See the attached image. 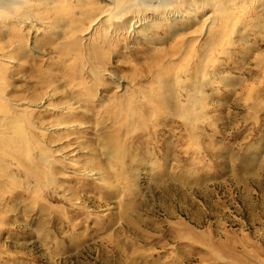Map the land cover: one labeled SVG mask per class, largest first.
<instances>
[{
	"label": "rangeland",
	"instance_id": "374dc122",
	"mask_svg": "<svg viewBox=\"0 0 264 264\" xmlns=\"http://www.w3.org/2000/svg\"><path fill=\"white\" fill-rule=\"evenodd\" d=\"M26 1L0 11V264H264V0L91 37L104 1Z\"/></svg>",
	"mask_w": 264,
	"mask_h": 264
},
{
	"label": "bare ground",
	"instance_id": "6f19581e",
	"mask_svg": "<svg viewBox=\"0 0 264 264\" xmlns=\"http://www.w3.org/2000/svg\"><path fill=\"white\" fill-rule=\"evenodd\" d=\"M101 1H104V7H105V8L103 7L104 9H101L97 4H94V6L93 4H89L88 6H84L82 8L79 7L77 11L78 14H86L84 9L86 7L91 8L93 6L91 10H93L94 13L88 19V24L86 29L87 31L86 34H90L89 35L90 37L95 36L97 33L98 35L101 34L104 29H106V31H109L110 34H116L118 32L122 33L126 31H132L134 28L138 26H142L143 23H145L146 25L147 19L149 18L145 16V13L148 11L152 12L154 16H156L163 22L167 20L173 21L174 18H179V19L183 17L190 18L191 16H195V12L197 10L200 11L204 10V6L207 3L206 0H202V1L200 0V2L199 0H186L184 2L185 7H183L182 10H176L173 7V3L178 4L179 9H181L183 3L182 0H101ZM134 7H137L138 12L140 13H133L135 9ZM171 7L173 11L172 9H170ZM2 9H6L10 12L12 11L16 13V11L19 10L31 11L32 7L29 6L26 0H0V11ZM129 14H131L132 16H130ZM32 16L31 15L27 16L28 18H30V21L27 20L28 21L27 23L31 24L33 22H36V19L31 18ZM220 23H223V20H221ZM2 57L5 58V53L4 54L2 53V55H0V60H4V58ZM7 119L10 120L9 117H7ZM3 121L4 120L0 117V122L2 123ZM24 152L26 151L24 150Z\"/></svg>",
	"mask_w": 264,
	"mask_h": 264
}]
</instances>
